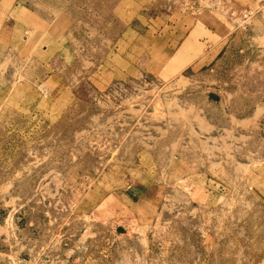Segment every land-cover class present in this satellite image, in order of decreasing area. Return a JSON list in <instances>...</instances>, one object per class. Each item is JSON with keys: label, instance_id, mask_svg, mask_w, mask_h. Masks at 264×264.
<instances>
[{"label": "rangeland", "instance_id": "obj_1", "mask_svg": "<svg viewBox=\"0 0 264 264\" xmlns=\"http://www.w3.org/2000/svg\"><path fill=\"white\" fill-rule=\"evenodd\" d=\"M16 5L0 264H264V0Z\"/></svg>", "mask_w": 264, "mask_h": 264}, {"label": "crops", "instance_id": "obj_2", "mask_svg": "<svg viewBox=\"0 0 264 264\" xmlns=\"http://www.w3.org/2000/svg\"><path fill=\"white\" fill-rule=\"evenodd\" d=\"M16 1L17 0H0V14L7 11L11 19L8 24L0 20V82L7 80L6 73L14 71L13 73L15 74L16 65L18 63L23 64V58L27 54L25 49L27 48L28 50V48L33 47L31 41L25 39L26 36L22 35V32L29 31L27 29L30 25L26 21L23 23L18 21V19L22 16L32 18L34 13L25 6H17ZM47 23L48 21L41 19L42 34L48 27ZM19 36H23V38ZM43 51L45 52L47 49ZM11 77H13V75H11Z\"/></svg>", "mask_w": 264, "mask_h": 264}, {"label": "built area", "instance_id": "obj_3", "mask_svg": "<svg viewBox=\"0 0 264 264\" xmlns=\"http://www.w3.org/2000/svg\"><path fill=\"white\" fill-rule=\"evenodd\" d=\"M233 14V12H231ZM236 23V26L241 27V28H246L249 23V14L246 10H241L238 16H234Z\"/></svg>", "mask_w": 264, "mask_h": 264}]
</instances>
